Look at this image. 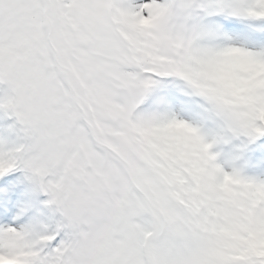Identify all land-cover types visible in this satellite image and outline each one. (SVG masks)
Instances as JSON below:
<instances>
[{"label": "snow or ice", "instance_id": "1", "mask_svg": "<svg viewBox=\"0 0 264 264\" xmlns=\"http://www.w3.org/2000/svg\"><path fill=\"white\" fill-rule=\"evenodd\" d=\"M0 92V264H264V0H0Z\"/></svg>", "mask_w": 264, "mask_h": 264}, {"label": "rangeland", "instance_id": "2", "mask_svg": "<svg viewBox=\"0 0 264 264\" xmlns=\"http://www.w3.org/2000/svg\"><path fill=\"white\" fill-rule=\"evenodd\" d=\"M2 94V92H0ZM207 128L209 130H215L218 125L209 121ZM18 133V126H16V120L13 116L9 115L3 110H0V137H7L9 139H15ZM262 136V135H261ZM255 140H250L248 137H231L221 140L213 145L212 151L217 154V162L226 168L236 167L240 169L245 175L264 177V146L260 150L259 159L251 154L246 161L243 160L245 149L251 146ZM262 152V153H261ZM263 156V157H261ZM257 162V165L253 163ZM16 183L14 187L19 191L20 196L16 198H23L24 200H31L33 206L28 209L26 215L37 216L42 220H47L50 217L55 216V206L46 204L48 199L47 194L39 191L37 186L27 178L23 171L15 174H11ZM6 189H0V198L6 195ZM19 209L17 208V211ZM15 213H13V218Z\"/></svg>", "mask_w": 264, "mask_h": 264}]
</instances>
